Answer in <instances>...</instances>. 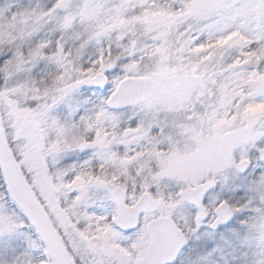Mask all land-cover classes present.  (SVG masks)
<instances>
[{
  "label": "snow or ice",
  "instance_id": "snow-or-ice-1",
  "mask_svg": "<svg viewBox=\"0 0 264 264\" xmlns=\"http://www.w3.org/2000/svg\"><path fill=\"white\" fill-rule=\"evenodd\" d=\"M0 264H264V0H0Z\"/></svg>",
  "mask_w": 264,
  "mask_h": 264
}]
</instances>
